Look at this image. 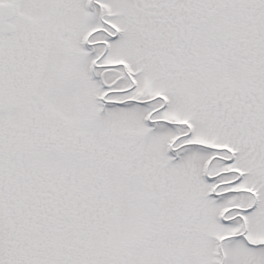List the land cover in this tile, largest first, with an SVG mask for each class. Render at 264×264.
<instances>
[{
	"label": "snow or ice",
	"instance_id": "obj_1",
	"mask_svg": "<svg viewBox=\"0 0 264 264\" xmlns=\"http://www.w3.org/2000/svg\"><path fill=\"white\" fill-rule=\"evenodd\" d=\"M0 264H264V0H0Z\"/></svg>",
	"mask_w": 264,
	"mask_h": 264
}]
</instances>
